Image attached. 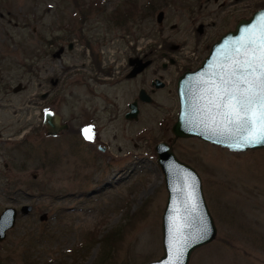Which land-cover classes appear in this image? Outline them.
Segmentation results:
<instances>
[{"label": "rangeland", "instance_id": "1", "mask_svg": "<svg viewBox=\"0 0 264 264\" xmlns=\"http://www.w3.org/2000/svg\"><path fill=\"white\" fill-rule=\"evenodd\" d=\"M234 1L0 0V213L8 206H33L18 214L0 241V264H144L162 255L168 198L154 148L174 137L178 76L197 67L220 33L247 16L245 3H254L230 5ZM125 11L132 16L116 26L114 15ZM202 27L207 40L200 45ZM130 47L142 62L150 55L158 60L135 80L99 85L106 89L100 91L105 105L115 101L120 112L107 105L97 117L109 151L86 148L81 131L46 137L43 112L52 96L41 95L52 91V83L59 78L62 91L75 88L72 103L90 107L83 94L93 87L87 80L93 70L83 66L89 55H101L116 80ZM162 53L166 62H178L172 74L161 69ZM157 70L171 85L152 93L154 103L142 105L137 122L126 121L122 114L137 97L134 90ZM70 102L59 104L63 118L78 110ZM95 104L104 106L100 99ZM173 146L201 176L217 227L215 240L193 251L188 264H264V149L231 152L195 136Z\"/></svg>", "mask_w": 264, "mask_h": 264}, {"label": "water", "instance_id": "2", "mask_svg": "<svg viewBox=\"0 0 264 264\" xmlns=\"http://www.w3.org/2000/svg\"><path fill=\"white\" fill-rule=\"evenodd\" d=\"M217 1V0H214ZM163 11L158 12V25L163 23ZM264 25V8L250 14V17L237 21L235 28L226 31L210 44L209 52L194 69L186 70L177 78L175 91L179 103L177 116L172 124L171 142H159L154 148L156 162L161 167L167 200L161 222L162 255L144 264H172L175 259L174 248L178 247V232L181 230L188 237L189 245L183 257V264L190 262L193 251L215 240L217 227L214 223L209 207L205 201L201 176L193 166L185 163L175 155L173 143L177 139L198 138L210 144L225 148L231 152H246L264 149V143L245 145L244 136L247 131H237L231 125V131H225L222 117L215 114L210 101L214 99L215 90L212 82L220 83V76L228 70L232 58L236 57L235 49L249 39L260 35ZM70 46V45H69ZM243 51V49H241ZM135 73L141 72L148 62L138 60ZM140 100H148L144 91H139ZM131 112L126 117L136 116V102L130 105ZM132 118V117H131ZM214 118V119H213ZM45 135L55 136L57 132L67 128L66 124H59L57 115L46 111L43 117ZM240 143L236 148L233 145ZM32 205H22L19 210L8 206L0 213V241L5 240L6 232L14 228L18 214L26 215L32 210ZM202 218L207 226V233L203 239L196 236L199 220Z\"/></svg>", "mask_w": 264, "mask_h": 264}, {"label": "flooded vegetation", "instance_id": "3", "mask_svg": "<svg viewBox=\"0 0 264 264\" xmlns=\"http://www.w3.org/2000/svg\"><path fill=\"white\" fill-rule=\"evenodd\" d=\"M239 1L241 2L243 0H235L234 2H230V5L238 3ZM253 1H254L253 5H255L254 7H252L253 5H251L252 1H249L247 5L245 3L246 7L243 8L245 11L244 13H246V11L248 10V14H247V16L240 17L241 19L250 17V14H252L254 11H256L258 9H261V7L264 8V0H253ZM215 3H217V2H215ZM250 9H251V11H250ZM163 16H164V14H163ZM238 20H240V19H238ZM237 21L233 25L234 28H235ZM214 24L215 23L213 22L212 25H214ZM203 28L204 27H202L201 28L202 30L199 33H197V35H196V37H197L196 44H199V42H200V45H201L202 43H204L207 40L206 39L207 36H206L205 30ZM227 28H228V26H227ZM234 28H232V29H234ZM230 29L231 28H228L223 33H225L226 31H229ZM222 34L220 33V35H222ZM220 35H219V37H220ZM84 43H85V45H87L86 47L89 46V43L87 40ZM69 45L70 46L68 49L71 50L72 48H74V46L72 44H69ZM130 48H131L132 55H130L127 58V60H125V63L127 65L125 67H122L121 70H118L117 75L119 77L116 80H113V76H116V75L113 73L111 68L109 66L105 67V65L103 64V61H102L103 59H102L101 55H97L96 53L94 54L93 52L91 53L92 56L89 55L90 57L88 59V63H84L83 66H85L87 64L86 66H89L93 70V72H91L89 70L90 74L87 78V80H89L88 85H93V87L89 86L86 90V93L83 92V94H85L84 96H86V98L88 99V102L92 101V104L90 107H88L87 103L86 104H79V106H77V107L74 105V103H72V99H74V97L76 95H78L77 90L75 88H70L69 90L62 91L63 89L59 87V85H60L59 78H57L52 83V86H53L52 91H50L48 93L45 92L41 96L43 99H46L50 95L52 96L51 108H50V110H46V111H51L53 115H57L59 120H60L59 124H66L67 128L63 129L60 132H57V134L55 136L45 135L46 131L44 129V131H45L44 135L46 137L48 136L50 138L59 139L62 137V135L65 132H67V133L69 132L74 136H78V134L80 135V131L84 135L83 130L85 128H90L91 129V135L90 136H92L93 138L91 140H87L84 142L86 148H89V150H96L99 153L101 152V154L109 151L108 146L105 145L99 137V129L97 130V128H96V122L98 120L97 117L100 114V111L107 109V105H109V107L112 106L113 108L116 107L115 111L117 112L118 116H119L120 112H118L119 107L115 105V101H111V103L108 102V103H106L107 105H105L107 97L105 96V93H100V91H102V90L105 91L106 89H101V87H99V85H102V84L106 85L108 83L109 85L112 86L118 82H121L122 80H126V79L135 80L138 78V76L143 75V73L146 70H148V68L153 69L154 65H156V61L158 60L157 56H155V55H150V57L148 56V58H146L145 60L143 59L144 60L143 62H148V65L145 66V68L141 72L135 73L134 72L135 68H137L139 65L138 64L139 58H138L137 52L134 51V47H130ZM137 48H136V50L138 51ZM166 54L167 53L160 54V56L162 57V61H161L162 64L160 66H161L162 71H168L169 74H172L170 68L174 67L175 64H178V62L176 59H171V60L169 59V62H166L165 61V58L167 57ZM179 57H180V59H182L184 57L186 58L187 55L186 54L181 55V56L179 55ZM110 62L113 63V61H110ZM114 62H115V59H114ZM73 67H75V66H73ZM75 68L79 69L78 67H75ZM127 68H129L128 72H126ZM186 70H189V69H185V71ZM159 71L160 70H157L156 72L154 71V73L155 74L159 73ZM169 77H170V75H169ZM107 79L110 81H108ZM141 84H142L141 87L136 88L134 90V91H136L137 97H134L131 101L129 100V102H127V104H126L127 108L122 114V117H124V119L128 122H130V121L131 122H137L138 121V118H140L139 115L141 112L142 105L154 103V100L151 97L152 93H154L155 91H159V90H161V91L167 90L169 88V86L171 85V78L169 80H167L163 76V74L160 75V73H159L157 76H154L153 78H151L149 80L147 78H145ZM139 91H144V94L147 96L148 100H146V101L140 100ZM60 94H62V96H66V98L61 97ZM65 99H67V100L71 99L70 108H72L73 110L78 109L77 111L73 112L72 115H70L68 118L62 117L63 115L61 114V112H60L61 109L59 108V104L62 103L63 101H65ZM98 99H100L101 101L104 102V106H101L102 108L99 107L98 104H95L96 100H98ZM79 100H81V99L79 98ZM134 102H136V106L138 107L137 112H136L137 114H136V116H131L132 118L131 117L128 118L126 116L129 115V113L131 112V110H130L131 106L130 105L133 104ZM46 111L43 112V117H44V114L46 113ZM115 118H117L115 115L111 116L112 120ZM78 121L80 123L77 126L75 124ZM43 123H44V121H43ZM43 123H42V125H43ZM96 132H97V134H96ZM89 134H90V132L88 133V135ZM78 139H79V137H78Z\"/></svg>", "mask_w": 264, "mask_h": 264}, {"label": "snow or ice", "instance_id": "4", "mask_svg": "<svg viewBox=\"0 0 264 264\" xmlns=\"http://www.w3.org/2000/svg\"><path fill=\"white\" fill-rule=\"evenodd\" d=\"M235 51L237 55L220 76V83L212 82L215 94L210 104L215 114L222 117L225 131H231L227 127L231 125L237 131H247L245 145L261 144L264 143V25L259 36L249 39ZM83 132L85 139L93 138L88 135L90 128ZM233 146L240 148L242 145ZM177 232L179 246L174 248L176 255L172 264H183L189 240L181 230ZM206 233L207 226L201 218L196 236L203 239Z\"/></svg>", "mask_w": 264, "mask_h": 264}, {"label": "trees", "instance_id": "5", "mask_svg": "<svg viewBox=\"0 0 264 264\" xmlns=\"http://www.w3.org/2000/svg\"><path fill=\"white\" fill-rule=\"evenodd\" d=\"M128 10V9H127ZM130 10V9H129ZM82 12V11H81ZM81 14H84L83 12L81 13ZM132 15H131V12L129 11H125V13H119V14H116V15H114V17H115V20H117L116 22H115V24H116V26H121L123 23H121L120 21L121 20H127V19H130V17H131ZM113 17V18H114ZM118 20H120V21H118Z\"/></svg>", "mask_w": 264, "mask_h": 264}]
</instances>
